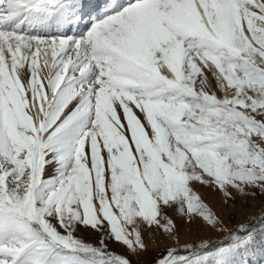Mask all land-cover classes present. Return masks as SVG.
Segmentation results:
<instances>
[{
	"label": "snow or ice",
	"instance_id": "6c2138e0",
	"mask_svg": "<svg viewBox=\"0 0 264 264\" xmlns=\"http://www.w3.org/2000/svg\"><path fill=\"white\" fill-rule=\"evenodd\" d=\"M150 252L264 264V0H0V264Z\"/></svg>",
	"mask_w": 264,
	"mask_h": 264
},
{
	"label": "rangeland",
	"instance_id": "374dc122",
	"mask_svg": "<svg viewBox=\"0 0 264 264\" xmlns=\"http://www.w3.org/2000/svg\"><path fill=\"white\" fill-rule=\"evenodd\" d=\"M154 255H156V252H150L148 254L140 256L139 258H133V262L134 264H149Z\"/></svg>",
	"mask_w": 264,
	"mask_h": 264
}]
</instances>
